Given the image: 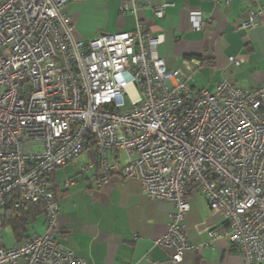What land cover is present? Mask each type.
Returning <instances> with one entry per match:
<instances>
[{
	"label": "built area",
	"instance_id": "built-area-1",
	"mask_svg": "<svg viewBox=\"0 0 264 264\" xmlns=\"http://www.w3.org/2000/svg\"><path fill=\"white\" fill-rule=\"evenodd\" d=\"M68 1L0 0V234L10 196H17L16 209L45 208L43 234L12 248L0 237V264H87L58 241L54 188L56 172L88 150L95 161L82 170L97 168L99 185L114 176L137 179L148 199L172 206L171 224L154 241L171 252V264L194 249L185 217L195 189L224 215L201 248L227 240L243 264H263L264 85L244 90L221 82L214 92L195 90V74L168 68L158 52L164 39L146 24L84 41L65 12ZM119 2L122 13L137 14L135 0ZM190 20L197 31L207 25L200 10ZM258 28L264 29L263 8L248 11L239 26Z\"/></svg>",
	"mask_w": 264,
	"mask_h": 264
},
{
	"label": "crops",
	"instance_id": "crops-1",
	"mask_svg": "<svg viewBox=\"0 0 264 264\" xmlns=\"http://www.w3.org/2000/svg\"><path fill=\"white\" fill-rule=\"evenodd\" d=\"M135 1L137 14L122 13L119 0H69L65 12L75 24L76 37L84 41L133 31L138 22L146 24L154 37H163L158 52L168 68L195 74V90L214 92L221 82L244 90L264 85V29H239L248 11L264 9V0L254 6L239 0L230 5L226 0ZM164 3L168 6L160 17L157 11ZM195 10L202 11L207 22L202 31L192 26L190 13ZM230 57L244 62L236 67ZM120 159L125 163V156ZM94 161V152L88 150L55 174L59 243L87 264H171V252L154 241L171 224L172 206L148 199L137 179L114 176L99 185L97 168L82 170ZM223 224L224 215L212 211L204 194L193 190L185 230L194 249L185 253L181 264H243L227 240L201 248L212 242L210 232ZM32 227L43 234L45 215Z\"/></svg>",
	"mask_w": 264,
	"mask_h": 264
},
{
	"label": "trees",
	"instance_id": "trees-1",
	"mask_svg": "<svg viewBox=\"0 0 264 264\" xmlns=\"http://www.w3.org/2000/svg\"><path fill=\"white\" fill-rule=\"evenodd\" d=\"M16 197L12 195L7 200L1 214V221L3 228L10 226L17 241H19L21 238L29 236L27 233L35 221L44 215L45 208L43 204L28 203L21 209H16L13 206Z\"/></svg>",
	"mask_w": 264,
	"mask_h": 264
},
{
	"label": "rangeland",
	"instance_id": "rangeland-1",
	"mask_svg": "<svg viewBox=\"0 0 264 264\" xmlns=\"http://www.w3.org/2000/svg\"><path fill=\"white\" fill-rule=\"evenodd\" d=\"M130 92L131 94L135 93V90L130 87ZM36 226V224H35ZM36 231L33 229V227H31L30 231L27 233V235L31 234V233H35ZM1 239L3 240V243L7 246V248H12L13 246L16 245L17 243V239L14 235V232L12 231V229L10 228V226H5L0 234Z\"/></svg>",
	"mask_w": 264,
	"mask_h": 264
}]
</instances>
